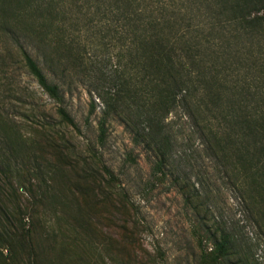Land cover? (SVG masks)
Masks as SVG:
<instances>
[{
    "label": "trees",
    "instance_id": "trees-1",
    "mask_svg": "<svg viewBox=\"0 0 264 264\" xmlns=\"http://www.w3.org/2000/svg\"><path fill=\"white\" fill-rule=\"evenodd\" d=\"M68 4H79L76 18L92 31L89 37L98 33L112 43L113 55L104 60L106 44L90 52L79 35L64 32L57 15ZM0 36L15 44L18 63L56 102L62 101L60 84L66 77L79 75L89 83L102 102L100 143L107 119L116 117L149 154L154 180L172 175L171 184L200 215L211 244L199 264H259L248 242L202 209L203 194L195 183L168 169L174 158L194 152L190 145L176 148L175 122L166 119L172 112L186 118L205 156L217 160L232 179L264 240L256 209L264 211V61L246 64L255 69L250 82L229 73L248 60L233 47L239 39L258 37L264 45V0H0ZM1 109L0 264H150L137 235L141 223L133 202L94 151L73 158L65 153L71 144L65 133L51 153L61 165L46 166L48 177L64 182L61 209L42 210L51 189L47 185L28 208L29 223H22L27 207L8 196L16 197L12 180L28 155L25 140ZM57 114L60 125L79 130L63 106ZM37 122L40 135L31 138L29 153L39 168L47 162L54 128ZM69 165L72 171L64 173Z\"/></svg>",
    "mask_w": 264,
    "mask_h": 264
},
{
    "label": "rangeland",
    "instance_id": "rangeland-1",
    "mask_svg": "<svg viewBox=\"0 0 264 264\" xmlns=\"http://www.w3.org/2000/svg\"><path fill=\"white\" fill-rule=\"evenodd\" d=\"M78 6L79 4H68L66 11L57 15V19L64 21V27H62L64 32L79 35V40L90 52H98L101 47L99 43L106 44L104 60L107 59L109 55L116 52V47L98 33L89 37L92 31L87 30L84 21L76 18L79 16ZM242 39H239L233 47L240 48L248 60L242 62L245 64L244 67L238 65L236 71L230 70L229 73L232 74V79L246 78L250 82L253 80L255 69L253 66L249 69L250 66L246 64H250L255 59L264 61V45L258 37ZM0 42V57L9 56L4 60L0 58L1 112L7 115V122L14 124L16 131L25 140L26 150L24 151L28 155L22 167L19 166L21 172L12 180L17 198L8 196V200L12 203L18 202L27 207V211L23 213L25 218H22V223L26 226L29 223L28 208L36 204L34 196L39 198L38 192L49 185L50 193L45 192L41 208L46 211L54 206L61 209L58 200L65 197L60 189L64 182L56 178L53 181L48 177L49 170L47 172L46 166L61 165L59 159L55 162L51 153L53 154L62 144L60 137L65 133L71 139L70 147L65 150V153L73 158L80 155L88 156L90 150L94 151L114 174L117 188L125 192L133 202L141 223L137 235L142 247L149 251L150 264H199L200 255L209 250L211 244L206 238L205 227L199 221L200 215L186 204L178 188L171 184L172 175L169 173L163 182L154 180L149 154L142 146L132 142L131 135L123 122L116 117L107 119L104 140L102 143L98 141L97 125L102 113V102L83 77L71 75L63 78L62 82L58 79L61 82L60 90L63 97L61 102H56L18 63L16 51H14L15 44L3 36H0ZM7 49L11 50V56L7 54ZM108 64L109 60H106V65ZM41 65L51 79V73L43 64ZM59 105L67 110L77 123L79 130L59 124L57 114ZM93 105L94 111L90 113ZM177 114L178 112H172L166 119V121L175 122L174 130L178 132L175 146L181 150L182 146L190 145L194 155L187 158H174L168 169L181 177H189L203 194L202 209H207L208 216L225 223L229 230L236 231L240 242L250 244L251 251L254 253L253 259L259 264H264V240L261 238L263 235L251 222L232 179L228 177L224 167L217 160H211L205 156L198 135L191 132L192 129L187 125L186 118L184 116L179 118ZM37 121L49 122L54 128L52 130L54 143L51 149H47L48 153L44 154L47 162H40L39 168L29 153L32 150L31 138L40 135L36 129ZM63 170L64 173L70 174L72 168L69 165ZM60 174L63 175L61 171ZM185 174L187 176H184ZM256 195L260 197L258 193ZM256 209L259 216L258 222L264 225L263 208L261 211L257 207ZM105 260L108 259L105 258Z\"/></svg>",
    "mask_w": 264,
    "mask_h": 264
}]
</instances>
